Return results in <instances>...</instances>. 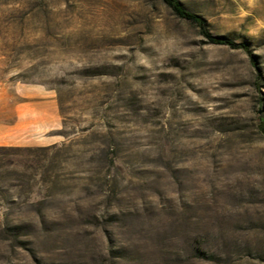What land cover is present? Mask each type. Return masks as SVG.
I'll list each match as a JSON object with an SVG mask.
<instances>
[{"label":"rangeland","instance_id":"rangeland-1","mask_svg":"<svg viewBox=\"0 0 264 264\" xmlns=\"http://www.w3.org/2000/svg\"><path fill=\"white\" fill-rule=\"evenodd\" d=\"M179 2L253 58L163 0H0V122L61 120L0 146V264H264V0Z\"/></svg>","mask_w":264,"mask_h":264},{"label":"crops","instance_id":"crops-1","mask_svg":"<svg viewBox=\"0 0 264 264\" xmlns=\"http://www.w3.org/2000/svg\"><path fill=\"white\" fill-rule=\"evenodd\" d=\"M23 99L14 102L10 120L0 122V146L54 145L60 140V115L50 94L35 88H18Z\"/></svg>","mask_w":264,"mask_h":264},{"label":"trees","instance_id":"trees-1","mask_svg":"<svg viewBox=\"0 0 264 264\" xmlns=\"http://www.w3.org/2000/svg\"><path fill=\"white\" fill-rule=\"evenodd\" d=\"M163 2L171 8L174 15L179 18L186 19L192 23H194L198 28L200 34L205 38L206 42L212 45L218 46H226L230 49H242L247 54H249L250 58H253L251 53L249 52L248 46L245 43H236L235 41L229 39L223 35H213L207 28L206 21L197 14H194L183 7V5L179 2V0H163ZM259 131L264 137V119L260 118L259 120ZM58 150V147L51 146L45 148H17V149H10V151L16 152H36L41 151L43 152V157L48 158L49 155L55 154Z\"/></svg>","mask_w":264,"mask_h":264}]
</instances>
